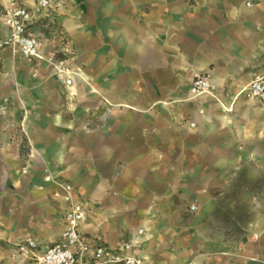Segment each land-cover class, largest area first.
Returning <instances> with one entry per match:
<instances>
[{
  "label": "crops",
  "instance_id": "obj_1",
  "mask_svg": "<svg viewBox=\"0 0 264 264\" xmlns=\"http://www.w3.org/2000/svg\"><path fill=\"white\" fill-rule=\"evenodd\" d=\"M31 32L86 84L0 54L13 73L0 72V94L30 100L32 81L42 85L23 123L27 154L0 133V240L44 249L62 231L67 205L44 178L49 167L87 203L81 230L93 243L120 249L138 236L135 252L150 264H264V212L246 205L241 238L213 214L240 167L256 161L264 174V133L236 130L240 91L264 71V0H51ZM194 71L211 73L218 101L191 97ZM0 264L34 262L0 247Z\"/></svg>",
  "mask_w": 264,
  "mask_h": 264
},
{
  "label": "built area",
  "instance_id": "obj_2",
  "mask_svg": "<svg viewBox=\"0 0 264 264\" xmlns=\"http://www.w3.org/2000/svg\"><path fill=\"white\" fill-rule=\"evenodd\" d=\"M3 19L7 34L0 37V54L7 48L18 53L26 60H38L48 65L53 73L63 78L66 85H72L78 75L70 62L55 53L44 52L43 41L31 32L32 25L51 7V0H37L32 7L22 5L19 0H1ZM247 5H252L247 2ZM217 87L208 71H194L190 88L191 97L215 96ZM240 94L264 102V74L255 75L245 85ZM227 110H232L231 106ZM89 124V122L87 123ZM195 126L194 122L190 123ZM56 186L53 196L66 203L64 228L48 245L40 248V242L33 238H24L16 243L15 252L22 259H30L34 264H150L135 252L139 245L138 236L126 242L120 249H114L101 243H93L81 230L87 219V203L75 193L71 182L49 176L46 178ZM197 204H191L190 210L196 211ZM142 229L138 233H142Z\"/></svg>",
  "mask_w": 264,
  "mask_h": 264
},
{
  "label": "rangeland",
  "instance_id": "obj_3",
  "mask_svg": "<svg viewBox=\"0 0 264 264\" xmlns=\"http://www.w3.org/2000/svg\"><path fill=\"white\" fill-rule=\"evenodd\" d=\"M56 55L62 57L61 55ZM75 70L79 72L76 76L86 84L82 71L80 69ZM0 72L9 78L13 74L3 69H0ZM257 74H264V71ZM76 80L78 83V79ZM31 84L32 88L36 90V95L32 96L30 100L28 97L21 95L0 94V133L7 136L10 140H13V138L18 140L21 156H25L29 149L27 139L29 132L27 128H24L23 123L27 119V116L32 114L29 108H31L30 106L33 102L37 103L40 101L39 89L42 85L39 79H35ZM14 86L16 87L17 85L14 84ZM214 98L218 101L217 96H214ZM236 103L241 107L239 108L238 127L236 129L239 134L262 136L264 133V103L246 94L239 96ZM66 115H69V113L66 112ZM87 123L88 121L86 120L84 123V129L86 130L90 128V125ZM19 171L22 173L27 172V168L22 167ZM237 171L239 173L236 177L237 180L232 182V187L229 186L226 189L220 201V206L213 214L216 226L222 228L226 234H237L241 238L248 226V222L252 219L250 218L252 214H247L246 205L250 206L253 204L257 206L258 211L264 212V174L256 161L246 163ZM44 172L46 173L45 180L49 176L56 177L49 167L44 169ZM12 245V242L0 240V247L10 250V258L18 263L22 258L15 252V247L12 249Z\"/></svg>",
  "mask_w": 264,
  "mask_h": 264
}]
</instances>
